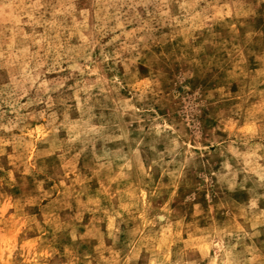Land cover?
Listing matches in <instances>:
<instances>
[{"label": "rangeland", "instance_id": "374dc122", "mask_svg": "<svg viewBox=\"0 0 264 264\" xmlns=\"http://www.w3.org/2000/svg\"><path fill=\"white\" fill-rule=\"evenodd\" d=\"M0 264H264V0H0Z\"/></svg>", "mask_w": 264, "mask_h": 264}]
</instances>
